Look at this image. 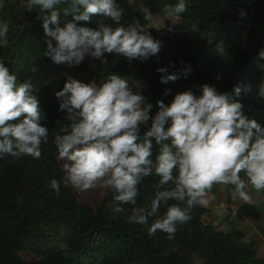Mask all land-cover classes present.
I'll use <instances>...</instances> for the list:
<instances>
[{
    "label": "trees",
    "instance_id": "trees-1",
    "mask_svg": "<svg viewBox=\"0 0 264 264\" xmlns=\"http://www.w3.org/2000/svg\"><path fill=\"white\" fill-rule=\"evenodd\" d=\"M124 9L121 23L127 26L133 20L146 24L139 12L141 5L155 15L165 14L166 4L176 0H117ZM187 11L180 23L163 22L164 27L148 29L160 42L157 55L146 60H128L122 55L105 53L103 77L117 74L141 86L145 100L155 102L173 99L178 92L202 94L207 84L217 92L228 93L243 105L249 118L264 126V97L259 86L264 83V59L258 55L264 49V0H186ZM60 11L59 26L72 21ZM241 13H243L241 15ZM39 6L28 7V0H2L0 21L8 22V47H0V56L8 57V68L19 83L39 60L47 59L46 41L52 40L43 31V16ZM98 16L88 21H74L78 26L97 28ZM106 23L113 24L106 20ZM193 25H196L195 30ZM55 27V25H50ZM161 27V28H160ZM159 28V29H158ZM172 30L169 31L168 29ZM53 45L55 41L52 40ZM46 70L57 71L60 64L48 61ZM165 68L178 79L162 83ZM190 68L186 76L183 72ZM65 75L56 74L39 85L33 95L42 113L40 123L49 129L48 141L41 144L42 156L33 159L23 156L0 159V264H264L254 247L240 239V233L231 225L227 233L215 231L209 225L210 210L196 207L192 219L178 226L173 239L163 232L153 236L147 226L129 222L127 217L133 205H114L113 193L107 188L96 207L80 203L74 187L63 177L56 157L58 150L54 136L59 132L66 113L59 109L55 93L63 88ZM241 89L236 96L234 89ZM150 124L140 126V138ZM169 142V141H165ZM159 146L153 138L151 159L155 161ZM51 179L60 184V192L49 187ZM158 177H145L138 185L135 206H147L154 197ZM174 203L169 201L168 204ZM116 206L124 211L117 212ZM167 205L162 204L157 216ZM156 217L149 218V224ZM228 220V217H226ZM37 256L25 260L19 252ZM197 259L199 261L195 262Z\"/></svg>",
    "mask_w": 264,
    "mask_h": 264
},
{
    "label": "clouds",
    "instance_id": "clouds-1",
    "mask_svg": "<svg viewBox=\"0 0 264 264\" xmlns=\"http://www.w3.org/2000/svg\"><path fill=\"white\" fill-rule=\"evenodd\" d=\"M62 3L67 6L61 11L71 15L72 21L60 27L56 6ZM32 6L47 11L42 27L55 45L46 41L44 54L56 64L78 65L85 56L101 58L105 53L143 61L160 51V42L148 31L155 17L146 6L139 8L146 24L134 19L127 26L121 23L124 9L117 0H28V7ZM187 8L186 0H176L166 4L163 12L175 25ZM92 16L101 17L97 28L74 22ZM8 31V22L0 21V47H8ZM258 55L264 59V49ZM157 71L163 74L162 83L178 79L165 68ZM190 71L186 69L183 75ZM33 91L29 81L19 83L0 60V159L42 156L41 144L48 141L49 129L40 123L42 113ZM240 92L239 87L234 89L236 96ZM55 95L59 109L66 113L67 123L54 136V144L64 161L67 183L80 190L97 185L110 189L114 205L134 206L128 221L147 226L150 237L159 231L173 239L178 226L192 219L194 208L209 204V193L216 185L232 186L233 197L248 204L253 202L246 191L249 186L264 192V126L245 115L243 105L228 93L207 84L200 96L178 92L168 105L158 100L152 117V104L117 74L107 75L99 86L68 77ZM259 95L264 97V83ZM150 119L151 126L141 140L140 126ZM153 138L159 146L155 161L151 159ZM153 174L159 178L154 197L147 206H135L138 185ZM49 187L60 192L56 179H51ZM162 204L166 210L157 216ZM114 210L124 211L120 206ZM150 217L156 218L149 224Z\"/></svg>",
    "mask_w": 264,
    "mask_h": 264
},
{
    "label": "rangeland",
    "instance_id": "rangeland-1",
    "mask_svg": "<svg viewBox=\"0 0 264 264\" xmlns=\"http://www.w3.org/2000/svg\"><path fill=\"white\" fill-rule=\"evenodd\" d=\"M1 1L2 0H0V3ZM167 19L169 18L165 14H157L155 15L153 26L159 27L163 22L169 21ZM0 60L8 67V57L2 58L0 56ZM103 60L104 55L101 58L85 56L84 60L78 65L68 66L66 64H60L61 68L52 72L49 69L46 70V68L49 67L47 63L48 61L51 62V59L49 57L47 59L41 58L38 64L27 72L23 81H29L33 85L35 91L39 85L45 83L54 75L62 74L65 75L66 79L71 77L83 83L95 82L97 86H99L104 81L102 68ZM124 79L127 80L130 89L134 93L139 92L141 95L143 94V92H141V86L143 85L130 81L128 78ZM173 92L176 94L175 91ZM171 101V99H167L168 103ZM145 102L152 104L149 114L150 117L154 116L158 111L157 103L152 98L146 99ZM150 123L151 119L148 124ZM56 157L60 163L63 177L66 179V173L63 169L64 161L59 158L58 150L56 151ZM106 190V187L97 185L89 190L74 188V193L80 203L96 207L101 202L102 196L106 193ZM233 191L234 189L230 185H216L213 187L209 193L210 202L205 206L210 210L208 223L215 231L221 233H227L231 225L234 229L239 231L241 240L247 241L254 247L256 256L258 258H264V192L257 193L249 186L246 191L252 196L253 202L248 204L244 203L239 198H234ZM226 217H228V220H226ZM19 255L25 260L37 259L36 255L25 251L19 252ZM194 261L197 262L199 260L195 259Z\"/></svg>",
    "mask_w": 264,
    "mask_h": 264
},
{
    "label": "crops",
    "instance_id": "crops-1",
    "mask_svg": "<svg viewBox=\"0 0 264 264\" xmlns=\"http://www.w3.org/2000/svg\"><path fill=\"white\" fill-rule=\"evenodd\" d=\"M209 207V206H208ZM228 209V208H227Z\"/></svg>",
    "mask_w": 264,
    "mask_h": 264
}]
</instances>
